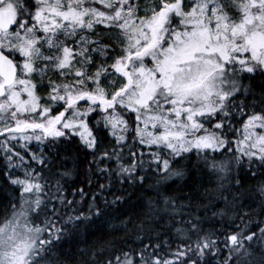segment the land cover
Masks as SVG:
<instances>
[{
  "label": "snow or ice",
  "instance_id": "1",
  "mask_svg": "<svg viewBox=\"0 0 264 264\" xmlns=\"http://www.w3.org/2000/svg\"><path fill=\"white\" fill-rule=\"evenodd\" d=\"M258 78L264 0H0V153L20 191L0 219V264H56L67 235L106 215L95 193L87 213L79 209L87 194L66 191L71 170L52 171L57 149L74 137L109 180L97 185L106 207L125 198L102 195L113 176L129 186L144 185L149 171L182 176L172 161L190 159L193 150L219 176L227 201L223 182L240 183L234 169L242 171L245 160L253 176V165L264 169V79L259 94L244 83ZM129 145L152 149L150 160ZM259 190L264 197V184ZM163 206L150 202L149 217L163 211L171 219L183 242L175 260L156 243L104 264H212L220 243L228 254L217 264H253L255 250L264 252V199L261 218L238 216L220 243L183 203L165 197Z\"/></svg>",
  "mask_w": 264,
  "mask_h": 264
},
{
  "label": "trees",
  "instance_id": "2",
  "mask_svg": "<svg viewBox=\"0 0 264 264\" xmlns=\"http://www.w3.org/2000/svg\"><path fill=\"white\" fill-rule=\"evenodd\" d=\"M106 39H108V33ZM262 79L264 78L244 81V83L250 85L253 91L259 94L262 90ZM248 101L251 102V96L248 97ZM4 139V136H0V141ZM109 140L110 138L106 137L105 144ZM129 146L135 151H143L146 162L150 160L148 153L152 149L146 146ZM32 148L35 150L36 145H32ZM57 151L59 153L56 158L57 167L52 171L55 173L71 170L72 175L67 179L66 191L71 192L76 188H83L87 194L78 205L79 209L87 213V205L93 203L91 195L95 193L98 197L95 204L106 215L94 218L96 220L95 225L81 228L79 231L67 235L54 254L56 264H104L106 260L114 259L122 252L130 250L138 252L144 247V244L154 245L156 243L161 244L160 255L175 260L176 257L173 256V253L177 251L178 246H182L183 242L178 238L175 228L172 227L171 219L163 211L160 212L159 216L151 219L149 217L150 202H158L159 208L163 209V198L165 197L172 198L177 204L186 205L187 207L182 209L185 214L190 209L198 214L200 219L204 221V231L209 234L215 233L213 239H217L218 243L223 241V234L235 231V224L239 223L238 216L248 213L256 219L261 218L260 203L264 197L261 196L259 189L264 184V169H259L257 165H253L252 168L256 170V175L253 176L246 160L242 171L234 169L231 173L232 176L240 179L239 184H233L229 181L223 182L225 187L230 189V191L223 192L227 201L221 196L219 176L204 168L196 156L195 150H193L192 153L186 154L190 159L177 158L180 161L179 164L175 160L172 161V168L183 170L184 175L182 176L149 171L142 186H129L113 176L111 187L105 190L102 195L108 201H112L115 196L122 194L125 198L123 202L114 207H106L104 200L99 198L101 192L97 185L108 184L109 180L92 166L93 156L90 150L78 141V137H74L71 143L61 145ZM127 151L125 149L126 158ZM105 166L101 165V167ZM110 166L116 167L115 163ZM145 167L147 168V163ZM10 171L6 168L3 154L0 153V219L11 213V205L15 204L20 196L18 186L11 185L8 180ZM234 196L236 197L235 200L233 199ZM68 198L73 199L72 196ZM75 199L80 200V197L76 196ZM62 211L69 210L62 209ZM214 211H223L225 215L215 216L213 215ZM69 214L72 213L69 211ZM247 218L245 217V219ZM176 219L179 220L180 216H177ZM130 220L131 223H129ZM220 247L223 251L218 257L213 258L212 264H217L218 260L222 262L228 254L222 243H220ZM148 252H152L151 247L148 248ZM262 256H264V252L256 249L253 264H259ZM255 258L257 259L255 260ZM177 264H180L179 260H177Z\"/></svg>",
  "mask_w": 264,
  "mask_h": 264
},
{
  "label": "flooded vegetation",
  "instance_id": "3",
  "mask_svg": "<svg viewBox=\"0 0 264 264\" xmlns=\"http://www.w3.org/2000/svg\"><path fill=\"white\" fill-rule=\"evenodd\" d=\"M95 6L101 8V10H103L102 5L97 4V5H95ZM97 30H99L100 32H101V31H105V29H104L102 26H99V25L97 26ZM93 38H94V37H93ZM95 38H96V37H95ZM99 38H100L102 41H106L104 38H102L101 35L99 36Z\"/></svg>",
  "mask_w": 264,
  "mask_h": 264
},
{
  "label": "rangeland",
  "instance_id": "4",
  "mask_svg": "<svg viewBox=\"0 0 264 264\" xmlns=\"http://www.w3.org/2000/svg\"><path fill=\"white\" fill-rule=\"evenodd\" d=\"M40 94H41V95H44L43 92H41ZM257 131H259V129H257ZM78 141H79V138H78ZM33 145H36L35 142H33ZM33 150H34V149H33ZM256 259H257V258H255V260H256Z\"/></svg>",
  "mask_w": 264,
  "mask_h": 264
}]
</instances>
